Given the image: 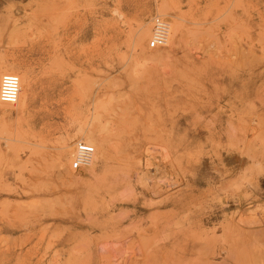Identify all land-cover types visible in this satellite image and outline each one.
Masks as SVG:
<instances>
[{
  "label": "rangeland",
  "instance_id": "374dc122",
  "mask_svg": "<svg viewBox=\"0 0 264 264\" xmlns=\"http://www.w3.org/2000/svg\"><path fill=\"white\" fill-rule=\"evenodd\" d=\"M6 67L0 264H264V0H0Z\"/></svg>",
  "mask_w": 264,
  "mask_h": 264
},
{
  "label": "built area",
  "instance_id": "2783aa9c",
  "mask_svg": "<svg viewBox=\"0 0 264 264\" xmlns=\"http://www.w3.org/2000/svg\"><path fill=\"white\" fill-rule=\"evenodd\" d=\"M151 33L147 45L151 48L166 45L170 33V21L159 15L152 17ZM20 90V77L16 72L4 71L0 76V101L15 104ZM95 152V145L84 139H77L71 152L68 167L73 171L89 166Z\"/></svg>",
  "mask_w": 264,
  "mask_h": 264
},
{
  "label": "bare ground",
  "instance_id": "6f19581e",
  "mask_svg": "<svg viewBox=\"0 0 264 264\" xmlns=\"http://www.w3.org/2000/svg\"><path fill=\"white\" fill-rule=\"evenodd\" d=\"M161 14L164 13L165 10H161ZM181 25L178 21H174V24L170 23V33L168 36V39L166 41V45H169L173 40L174 37L178 34L180 31ZM138 29V28H137ZM148 27L145 28V26L140 25L139 30H138V36L142 38L144 35L146 36L148 34ZM196 31V30H195ZM154 59V58H153ZM13 61V60H12ZM16 63V62H15ZM4 71H13L16 72L15 67H6L0 72V76ZM19 77H20V90H19V96L18 100L15 104L20 105L22 103V100L26 98L25 95L31 96L32 95V89H33V84L34 81L31 78L30 75H24L19 72ZM35 88V86H34ZM34 92V90H33ZM4 103V102H3ZM8 104V103H4ZM14 104V105H15ZM12 105V104H8ZM92 123V122H91ZM90 124V123H89ZM86 125V126H79L75 132L76 139H84L87 140L95 145V152L92 156L91 161L89 162V166L92 165L97 159H98V151L96 150V147L101 150V153L105 154L106 153V140L102 136L103 129H97L93 125ZM85 125V124H84ZM102 127V126H101ZM103 128V127H102ZM105 128V127H104ZM74 147V146H73Z\"/></svg>",
  "mask_w": 264,
  "mask_h": 264
}]
</instances>
